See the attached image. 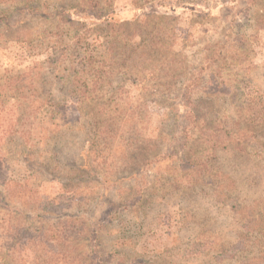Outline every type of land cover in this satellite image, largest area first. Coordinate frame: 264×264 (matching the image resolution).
<instances>
[{
	"label": "rangeland",
	"instance_id": "obj_1",
	"mask_svg": "<svg viewBox=\"0 0 264 264\" xmlns=\"http://www.w3.org/2000/svg\"><path fill=\"white\" fill-rule=\"evenodd\" d=\"M25 1L0 0V264H264V0H35L107 12L74 29Z\"/></svg>",
	"mask_w": 264,
	"mask_h": 264
},
{
	"label": "trees",
	"instance_id": "obj_2",
	"mask_svg": "<svg viewBox=\"0 0 264 264\" xmlns=\"http://www.w3.org/2000/svg\"><path fill=\"white\" fill-rule=\"evenodd\" d=\"M24 5L26 7V9L20 11V12H25L27 15L31 14L34 17L41 19V20H50L51 18H55L57 20H59L63 14L65 13V11L60 12L59 10H55V11H59V13L57 12H50V8L43 4H40V2L35 1V0H26L24 2ZM73 10V12L75 13V21L72 19L73 14L71 12H68L69 10L66 11V13H68L66 16L62 17V22L66 23V26L68 29H74L75 26H77L78 24V20L80 21V17L79 14L85 13L88 14L87 16H91V18L93 19H102L104 17H107V12H86V11H79L78 6L76 7H72L71 8ZM54 10V9H53ZM8 10H2L0 9V14H7ZM53 14V15H50ZM262 18V17H261ZM232 48H234L235 50H238V46L233 45ZM230 88L228 89V93H230ZM233 91V90H232ZM248 112V111H247ZM239 115V119L241 120V123H243V125L245 126L241 133V136H252V129L255 123V119H252L251 117L248 116V114L242 113V111H239L237 113ZM262 117L257 116L256 120H257V125L260 123V121L262 120ZM241 123L239 124L238 128L241 127ZM259 125H264V122H262ZM187 128H184V131L186 132ZM214 138H217V133H213ZM180 140H185V141H190V138H188V136L186 137V134L184 135V139H180ZM215 142L216 140H213L212 138H210L207 142L208 143H212ZM190 150L188 151V153H185L184 150L181 151L178 154H171L169 155V157L166 158V160H168L169 162V167L172 170H179L180 172H183L184 170H187L188 168L186 166H189L191 164L194 163V159H192L190 156ZM165 160V159H163ZM130 163V162H129ZM126 165V164H125ZM144 172V171H143Z\"/></svg>",
	"mask_w": 264,
	"mask_h": 264
}]
</instances>
